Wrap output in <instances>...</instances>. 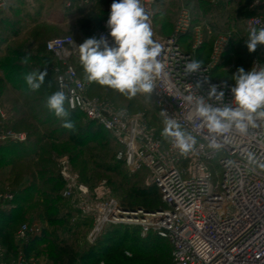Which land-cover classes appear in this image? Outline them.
I'll return each instance as SVG.
<instances>
[{"label":"built area","instance_id":"1","mask_svg":"<svg viewBox=\"0 0 264 264\" xmlns=\"http://www.w3.org/2000/svg\"><path fill=\"white\" fill-rule=\"evenodd\" d=\"M66 8L89 0H61ZM153 30L156 0H142ZM264 4L255 0L254 5ZM9 9V0H0V14ZM106 18L97 38L105 36L110 46ZM264 27V12L252 16L250 28ZM154 33V32H153ZM230 34L214 41L210 59L198 73L185 74V65L197 60V52L206 41L202 26H193L191 13L184 8L169 36L153 39L163 45L159 57L165 71L155 81L152 93H138L150 98L162 121L173 118L189 133L195 143L187 152L174 147L173 140L157 133L143 116H133L127 110H117L108 98L91 97L90 83L80 78L71 65L74 40L59 37L46 43L59 66L53 69L58 91L66 94L71 110L81 112L85 119L110 132L120 146L117 159L131 172L146 171L147 185L155 187L164 208L148 211L130 209L109 196L104 186L90 190L72 173L67 156L56 158L60 175L66 184V198H75L85 215L92 213L95 223L89 234L94 242L111 225L139 226L152 231L172 245L173 264H264V120H257L247 133L216 137L219 147H211L212 137L195 116L194 106L185 97L204 95L211 85L222 86L223 101L210 100L218 106L230 103V88L234 84L218 79L214 72L229 47ZM257 69L261 67L255 64ZM199 85V86H198ZM10 112L0 99V147L27 141L25 132L7 127ZM92 196L93 204L86 198ZM15 197L13 192L0 194V209L7 208ZM39 232L23 224L16 234L21 246L28 245ZM0 264H43L22 253L9 257L0 241Z\"/></svg>","mask_w":264,"mask_h":264},{"label":"rangeland","instance_id":"2","mask_svg":"<svg viewBox=\"0 0 264 264\" xmlns=\"http://www.w3.org/2000/svg\"><path fill=\"white\" fill-rule=\"evenodd\" d=\"M56 1L57 0H18L13 2L17 8L15 11L16 13L13 12L11 17L19 16L23 18L22 13L30 12L35 15L40 12L39 14L42 18V24L46 26L45 33L47 34V42L54 38L71 36L74 40L72 64L78 69L80 77L86 81L84 70L80 62L78 46L87 38L97 36V32L102 28L107 16L110 14V6L113 3V0H89L86 4H75L72 8H66L63 5L64 8L61 9H56ZM220 1L221 0H160L161 5L156 8V13L154 12L153 32L158 37H164L163 35L172 33L179 14L184 8H186L190 11L192 20L194 19L195 24H200L203 27V30L208 34V41L204 48V53H202L203 51L197 52L198 58H201L204 55V57L208 58L211 55L212 45L218 36L225 34H230L231 36L229 51L224 60L227 63L224 67H218L216 69L218 77L232 80V75L239 67H243L245 71L250 70L255 64L264 68V45H258L256 51L250 53L245 44V41L248 39L246 31L247 21L251 16L256 15L258 12L255 9L248 7V5L244 3V0ZM88 20H90V22ZM18 43H21V41ZM18 43H11L13 45H8V47H6V52L0 54L1 64L10 59L6 56V53L9 52L8 48H10V52L17 48L20 49ZM34 58L35 60L30 62L34 67L39 68L40 70H45L48 73L52 71L54 60L46 51L37 53L34 55ZM242 61H245V63H242ZM4 76L5 72L0 69V79L4 78ZM91 94L94 96L109 97V95L103 91L95 88L92 89ZM9 95L10 97H14V92L10 87L6 89L5 97H8ZM111 98L114 97L111 96ZM131 98L135 105L133 108H128L121 101L115 99L117 110H127L133 116H143L150 120L153 129L163 130L159 121V114L155 110L153 103L139 94ZM4 107L10 112L9 105H4ZM137 107H140V109L137 110ZM79 121L85 122L82 117H80ZM91 141L92 142L86 147L76 149V155L84 152L79 161L86 159V157L90 161L89 157L92 153H97L99 156L104 157L103 161H100L101 164L117 167L120 169L121 176L122 174H128L131 177H140V180L131 183V186L134 189V192L132 193L126 188L122 191H116L114 186H117L120 176H112L104 171H98V178H94L91 175L90 181L86 183L82 179L79 163L71 161V154H69V152L68 154L70 156L67 157L70 160L72 173L78 176L80 183H85L84 185L91 191L99 186H104L110 197L127 204L133 203L135 207H138L137 203L144 198L147 197L153 199L157 196V191L152 186L147 185L146 171L131 172L124 163L117 161L115 158L117 146L108 132L104 133L99 140L92 137ZM58 157L61 156L54 152L53 159L56 160ZM97 162L99 161L97 160ZM88 170V173L93 172L91 166ZM110 179L113 180L110 181ZM61 180L63 181V179ZM115 181L117 182L114 183ZM63 184V189L56 194L58 197L62 198L61 201H55V198L52 196L49 199L50 201L45 199L42 200L38 194H33L32 197L34 198V204L30 207H26L29 209H25L27 210L25 218L23 219L20 216L14 224L9 226L6 225V227L4 226L5 233L0 239L4 241L9 253L15 256L22 253L27 258L39 260L43 264H59L56 261L57 257L54 253L59 246L67 244L76 251L79 256V262L84 264L83 262L90 260L89 254L92 250L95 254H99L104 244H106L107 238H109L107 235L108 232L116 230L120 235L125 233V239L124 242L119 245V249L116 250L117 252L115 251V253L111 255L112 259H114L111 264H149L151 258L154 257V248L158 246L165 248L166 250L163 249L165 252L161 254L160 262L163 264H167L168 262L169 264H173L170 243L166 240L159 239L152 231L145 232L139 226L111 225L107 227L96 241L90 242L89 234L94 227V217L92 213L89 215L84 214L77 199L64 197L63 192L66 188L64 181ZM8 186V184L4 185L1 189L2 193L11 192L9 188H14ZM7 188L8 190L6 191ZM137 192L140 196L136 195L135 197ZM86 201L89 205L94 203L92 196L86 198ZM47 202L51 205H61L59 210H61L64 215H69L70 213H68V210L72 208L73 212L70 214L72 216L70 220L71 224H77L79 228L70 225L64 227H52L42 216L44 212L43 204ZM11 206L12 205H9L4 210H11L9 209L12 208ZM23 224H28L39 232L38 235L31 239V242L25 246L18 244L15 238L18 230ZM113 236L115 237V235ZM113 236L111 235L110 238ZM35 240L38 242L33 245L32 243ZM31 244L33 246H29ZM114 245L115 244L111 246L114 247ZM120 253H124L126 258H122ZM103 260L106 264L109 263L108 260ZM90 264L96 263L91 262Z\"/></svg>","mask_w":264,"mask_h":264},{"label":"trees","instance_id":"3","mask_svg":"<svg viewBox=\"0 0 264 264\" xmlns=\"http://www.w3.org/2000/svg\"><path fill=\"white\" fill-rule=\"evenodd\" d=\"M16 1L18 0H9V9L5 13L0 14V54L6 52V47H8V45H13L11 43L8 44L9 39L15 36L19 37L21 33H24L21 43H18L19 41L16 42L19 44L20 49L17 48L16 50L14 49L12 52H10V48H8L9 52L6 53V56L10 58L9 61L2 64L0 63V69L5 72L4 78L0 79V99L3 105H9L10 118L8 120L7 127L18 132H25L28 138L24 143H9L0 147V194L2 193L1 189L5 184H8V187H14L12 189L9 188V190L15 194L14 199L8 202V205H12V208H9L11 210H4L3 208L0 209V237H2L5 233L4 226L6 227V225L9 226L14 224L20 216L23 219L25 218L27 213V210L25 209H29L26 207H30L34 204V198L32 197L33 194H38L42 200L45 199L50 201L49 199L51 196L55 198V201L62 200V198L56 195L63 189L64 184L61 180L62 178L60 176L59 168H57V161L53 159L54 152L59 156L66 155L69 157V154H71V161L79 163L82 179L86 183L90 181L91 175L94 178H98V171H104L105 173H109L112 176H120L117 186H114L116 191H122L124 188H126L129 189L130 193H132L134 192V189L131 186V183L140 180V177H131L128 174H122L121 176L120 169L117 167L101 164L100 161H103L104 157L99 156L97 153H92V155L89 157L90 161L87 159V157L86 159L79 161L84 152L76 155V149H82L83 147H86L92 142V137L99 140L102 138V135L108 131L101 128L96 123L86 120L85 116L81 112L71 110L68 107L66 101L65 108L70 114L66 119L70 120L74 124V128L72 129L65 128L63 125L66 121L58 119L54 113L48 109L47 98L58 91L53 69L59 66V62L52 53L46 50V26L42 24V18L39 14L40 12L35 15L31 14L30 12H21L23 18L19 16L11 17L13 12L16 13L15 11L17 7H15L13 3ZM224 1L225 0H221L220 2ZM254 2L255 0H244V3L248 5V7H251L258 12L256 15L264 12V4L254 5ZM160 5V0H156L155 13L156 8H158ZM88 21L90 22V20ZM199 25L200 24H195L193 19V26ZM170 34L171 33L163 36H169ZM205 35V44L198 52L203 51L202 53H204V48L208 41V34L206 31ZM5 45L7 46L3 48ZM44 51H46L53 58V69L50 73L46 71L47 74L45 76L44 83L41 84L40 88L38 90H32L27 84L25 78L31 73L39 74L40 72H45V70H40L39 68H36L30 64L31 61L35 60L34 55ZM228 51L229 47L222 59V62L218 66L219 68L226 65L227 62L224 60ZM204 56L201 58L197 57L198 61H203L202 64H206L210 57L209 56L207 58ZM24 57H27L26 63L23 60ZM72 57L70 63L79 74L78 69L72 64ZM243 62L245 63V61H242V63ZM214 76L218 79H224L235 84V81L218 77L216 70L214 72ZM9 87L14 92V97H10V95L5 97V91ZM93 88L103 91L109 95V97L92 95L91 91ZM89 95L91 97L108 98L113 102L115 108L117 106V103L115 102L116 100L121 101L128 108H133L135 106L131 97L121 94L117 90L111 89L107 86L99 85L95 82L90 83ZM111 96L114 98H111ZM147 99L153 103L150 98ZM154 108L157 111L155 105ZM136 109L138 110L140 107H137ZM80 117L84 118L85 122H80ZM148 121L151 125L150 120ZM159 121L164 129L165 123L161 118H159ZM162 131L163 130L156 129V132L159 134H162ZM108 133L111 135L110 132ZM111 137L117 146L115 151V158L117 159V153L120 150V146L112 135ZM97 160L99 162H97ZM117 161L119 162L121 160L117 159ZM121 162L124 163L123 161ZM90 166L93 171L92 173H88ZM111 180L113 179H110V181ZM116 182L117 181L114 183ZM153 188L157 191V196H155L153 199H149L147 197L144 198L142 201L137 203L138 207H135L133 203L127 204L123 201L120 202L123 204V206L130 209L140 207L148 211H157L159 208L163 209L164 204L161 200L159 192L155 187ZM7 190L8 188L6 191ZM136 195H139L138 192L135 194V197ZM43 206L44 212L42 216L52 227H64L70 225L79 228L77 224H71L70 220L72 216L70 214L73 212L72 208L68 210V213H70L69 215H64V213L59 210L61 205H51L49 202H47L43 204ZM117 233L118 232H116V230L113 232L109 231L107 234L109 238H107L106 244H104L99 254H95L92 250L89 254L90 260L83 263L90 264L92 262L96 264H106L103 262V259H105L109 261L108 264H111L112 260H114L112 259L111 255L119 249V245H121L125 239V233L122 235ZM111 235H115V237L113 236L110 238ZM158 238L166 240L160 237ZM0 241L4 245L9 257H14L15 255L9 253L7 250L4 241L2 239H0ZM166 241L170 243L169 240ZM37 242L38 241L35 240L32 244L35 245ZM32 244L29 246H33ZM113 244H115L114 247H112ZM170 246L172 254L171 243ZM163 249L165 250V248L160 246L154 248V257L151 258L149 264H163L160 262L161 254L166 251ZM54 254L57 257L56 261L59 264H82L79 262V256L76 251L67 244L59 246ZM121 256L122 258H126L124 253L121 254ZM171 258L173 259L172 255ZM167 264H169V262Z\"/></svg>","mask_w":264,"mask_h":264},{"label":"clouds","instance_id":"4","mask_svg":"<svg viewBox=\"0 0 264 264\" xmlns=\"http://www.w3.org/2000/svg\"><path fill=\"white\" fill-rule=\"evenodd\" d=\"M106 27L114 46H110L103 35L87 38L78 46L86 81L107 86L129 97L152 93L156 79L165 71L159 59L163 45L153 39L154 33L142 0H113ZM245 44L250 53L255 52L258 45H264V27L250 28ZM23 60L26 63L27 57ZM202 63L197 60L188 62L185 74L198 73ZM46 74V71L31 73L25 79L32 90H38ZM232 80L235 81L230 88L232 100L222 106L209 102L212 99L223 101L222 86L211 85L207 97L195 94L185 97L194 106L201 127L206 128L212 137L210 146L214 148L219 147L216 137L233 131L245 134L250 126H256L257 120H264V68L253 66L245 71L239 67ZM66 99L64 91H56L47 98V107L58 119L66 121L65 128L72 129L74 124L66 119L70 115L65 108ZM162 135L172 138L174 147L182 152H187L195 143L194 138L169 117L165 120Z\"/></svg>","mask_w":264,"mask_h":264},{"label":"crops","instance_id":"5","mask_svg":"<svg viewBox=\"0 0 264 264\" xmlns=\"http://www.w3.org/2000/svg\"><path fill=\"white\" fill-rule=\"evenodd\" d=\"M55 5H57L56 9L64 8L61 0H57L55 2ZM23 35H24V33H21V35L19 37H16V36L12 37L11 39H9L8 44L13 43V42L16 43L18 41H21ZM6 46L7 45H5L3 48H5Z\"/></svg>","mask_w":264,"mask_h":264},{"label":"water","instance_id":"6","mask_svg":"<svg viewBox=\"0 0 264 264\" xmlns=\"http://www.w3.org/2000/svg\"><path fill=\"white\" fill-rule=\"evenodd\" d=\"M158 210L161 211V208H159Z\"/></svg>","mask_w":264,"mask_h":264}]
</instances>
